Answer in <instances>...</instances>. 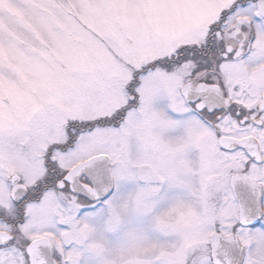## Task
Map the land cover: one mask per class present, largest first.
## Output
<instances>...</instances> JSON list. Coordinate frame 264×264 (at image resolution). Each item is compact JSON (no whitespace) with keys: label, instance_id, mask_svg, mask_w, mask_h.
<instances>
[{"label":"snow or ice","instance_id":"6c2138e0","mask_svg":"<svg viewBox=\"0 0 264 264\" xmlns=\"http://www.w3.org/2000/svg\"><path fill=\"white\" fill-rule=\"evenodd\" d=\"M0 264H264V0H0Z\"/></svg>","mask_w":264,"mask_h":264}]
</instances>
